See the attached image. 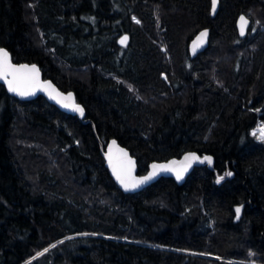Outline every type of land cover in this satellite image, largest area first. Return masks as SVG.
Here are the masks:
<instances>
[{"label":"trees","instance_id":"1","mask_svg":"<svg viewBox=\"0 0 264 264\" xmlns=\"http://www.w3.org/2000/svg\"><path fill=\"white\" fill-rule=\"evenodd\" d=\"M211 3L0 0V48L73 92L87 121L0 84V264H264V0H220L216 17ZM112 139L140 177L188 152L213 169L125 193L102 154Z\"/></svg>","mask_w":264,"mask_h":264},{"label":"water","instance_id":"2","mask_svg":"<svg viewBox=\"0 0 264 264\" xmlns=\"http://www.w3.org/2000/svg\"><path fill=\"white\" fill-rule=\"evenodd\" d=\"M211 15L212 17H216L219 9H220V0H215V7H213L214 0H211ZM241 17L245 18L246 23L242 25ZM240 18L237 21V28L239 31V34L241 36H245L247 32L249 31V28L252 24L251 19L248 18L246 15H241ZM244 28L243 35L241 34V27ZM207 33L206 36L201 37V33ZM127 37V41L125 43H121V40L123 37ZM122 36L118 40V45L120 47H127L129 45L130 38L128 35ZM210 38H211V30L210 29H203L200 30L195 37L192 39L190 43V53L192 57H197L200 54L204 53L210 46ZM5 50L10 57L11 64L19 68L21 65H27L28 68H32V66H35V68L38 70V84L35 86V88L32 91V94L27 96H20L15 92H12L9 90L8 83L4 79H0V84L4 85L6 90L11 96H14L15 98L23 101V102H30L36 100L39 96L44 97L51 105L56 106L59 110L62 112L76 116L79 118V120L83 121L84 123H87V121L84 120L85 117V109L82 104L77 102L76 96L73 92L67 93L62 91L52 80L50 79H44V75L41 71V68L39 65L35 63H14L12 60V56L10 52L5 48H0ZM8 79H12V76L9 75ZM50 85V87H49ZM69 94H71L72 99L71 100H64L63 97H67ZM71 104L75 103L76 105H79L81 108H83V114L80 112L74 111L71 107H65L64 104ZM102 154L106 161V167L108 168L112 178L115 180L118 187L125 193H138L144 188L148 187L149 185L157 182L161 178H173L178 184L184 185L190 176V174L194 171L196 167L201 166L202 164L209 165L210 169H213V162L214 159L211 155H206L203 158L200 157L199 154L195 152H188L184 154L181 158H173L171 160L165 161V162H155L151 164L150 170L147 175L140 177L138 175V166L136 159L131 155L130 151L123 147L116 139H112L108 142L106 147H104L102 144ZM125 153L127 154L125 156ZM191 154H195V156L199 157L197 160H185L186 156H190ZM111 157V159H110ZM205 157H210L211 162L208 160H205ZM131 161V172L130 177L134 180H142L145 177H149L154 169L153 165L158 166H167L164 169L157 168L155 170V175H151V179L145 180L143 183L138 184L135 188H129L125 189L124 185L121 184L120 180L117 179V172L121 171L120 164L121 162ZM114 167L116 168L117 172H114ZM177 171L182 173V178L177 179ZM123 174V173H122Z\"/></svg>","mask_w":264,"mask_h":264},{"label":"snow or ice","instance_id":"3","mask_svg":"<svg viewBox=\"0 0 264 264\" xmlns=\"http://www.w3.org/2000/svg\"><path fill=\"white\" fill-rule=\"evenodd\" d=\"M213 7H215V0L213 2ZM241 22L242 25L246 23L245 18L241 17ZM244 33V28L243 26L241 27V34L243 35ZM207 33H201V37L206 36ZM127 37H123L121 40V43H125L127 41ZM9 75L12 76V79H8ZM0 79H4L8 83L9 90L12 92L17 93L20 96H27L32 94L33 89L35 86L38 84V70L35 68V66H32V68H28L27 65H21L19 68L14 67L11 62H10V57L9 54L3 50L0 49ZM50 87V85H49ZM64 100H71V94H69L67 97H63ZM65 107H71L74 111L80 112L83 114V108H81L79 105H76L75 103L71 104H64ZM261 133V138L264 139V127L260 129ZM253 135H256L255 132H253ZM127 154L125 153V156ZM111 159V157H110ZM197 160L199 157L195 156V154H191L190 156H186L185 160ZM205 160H208L211 162L210 157H205ZM131 161H126V162H121L120 164V169L121 171L116 170L114 167V172H117V179L120 180L121 184L124 185L125 189L129 188H135L138 184L143 183L145 180L151 179V175H155V170L157 168L164 169L167 166H158V165H153V173L149 177H145L142 180H134L130 177V172H131ZM123 173V174H122ZM227 176H231V172L225 173ZM182 178V173L177 171V179ZM224 177L221 176L218 178V182L220 180H223ZM236 214L237 218H239V214L241 212V208H236Z\"/></svg>","mask_w":264,"mask_h":264},{"label":"built area","instance_id":"4","mask_svg":"<svg viewBox=\"0 0 264 264\" xmlns=\"http://www.w3.org/2000/svg\"><path fill=\"white\" fill-rule=\"evenodd\" d=\"M262 127L261 126H257L253 131H252V135H253V132H255L256 133V135H253V136H256L257 138H258V140H264V139H262L261 138V133H260V129H261ZM260 133V134H259ZM259 134V135H258Z\"/></svg>","mask_w":264,"mask_h":264},{"label":"rangeland","instance_id":"5","mask_svg":"<svg viewBox=\"0 0 264 264\" xmlns=\"http://www.w3.org/2000/svg\"><path fill=\"white\" fill-rule=\"evenodd\" d=\"M257 126L264 127V124H262L261 122H259V124H258ZM259 134H260V133H259ZM259 134H258V135H259ZM262 141H264V140H262Z\"/></svg>","mask_w":264,"mask_h":264}]
</instances>
